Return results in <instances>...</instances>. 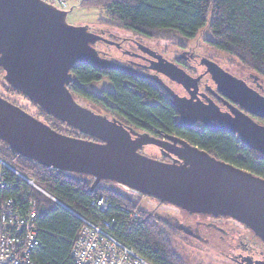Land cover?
<instances>
[{
  "label": "water",
  "instance_id": "obj_1",
  "mask_svg": "<svg viewBox=\"0 0 264 264\" xmlns=\"http://www.w3.org/2000/svg\"><path fill=\"white\" fill-rule=\"evenodd\" d=\"M67 12L43 0H0V68L4 81L41 111L85 138L59 133L0 96V142L42 167L93 178L179 208L188 214L230 218L264 246V179L218 160L184 140L158 132L140 133L76 102L69 91L71 71L82 63L153 79L195 121H215L220 132L264 157V125L235 109L226 117L213 108L188 105L155 76L130 70L100 56L87 26L70 25ZM213 76L220 93L264 120V97L233 76ZM181 122H178L179 125ZM153 146L168 161L141 153ZM256 264H264L263 261Z\"/></svg>",
  "mask_w": 264,
  "mask_h": 264
},
{
  "label": "trees",
  "instance_id": "obj_2",
  "mask_svg": "<svg viewBox=\"0 0 264 264\" xmlns=\"http://www.w3.org/2000/svg\"><path fill=\"white\" fill-rule=\"evenodd\" d=\"M78 6L100 8L107 23L146 39L194 40L202 33L210 49L232 58L246 72L264 81V0H81ZM71 75L69 91L76 102L81 100L98 107L104 112L102 115L135 131L155 135L160 132L182 139L218 160L264 179L263 156L232 135L181 127L178 112L164 97L162 88L136 76L116 70L100 72L82 63L73 67ZM101 79H106L110 90H93L92 85ZM13 92L35 109L34 116L50 128L60 133L58 128L65 127L16 90ZM65 128L71 137L87 139ZM0 158L36 186L7 170L3 176L5 187L0 189V205L6 198H14L23 211L28 203L35 204L34 228L39 241L31 256L35 264H76L71 250L84 221L94 225L108 223L104 231L148 264H185L176 253L173 232L192 236L163 222L171 217L176 219L175 214H154L140 206L142 199H154L110 188L117 184L107 181L100 182L90 192L93 178L42 167L2 142ZM99 198L106 199V209L96 205ZM156 202L159 207L180 212L183 218H224L188 214ZM135 212L142 221L132 225L129 214ZM199 225L195 223L191 229L200 233ZM212 229L220 230L216 226ZM240 248V244L233 246L232 255L241 251Z\"/></svg>",
  "mask_w": 264,
  "mask_h": 264
},
{
  "label": "flooded vegetation",
  "instance_id": "obj_3",
  "mask_svg": "<svg viewBox=\"0 0 264 264\" xmlns=\"http://www.w3.org/2000/svg\"><path fill=\"white\" fill-rule=\"evenodd\" d=\"M106 32L107 31H101L100 34L97 35H101L104 39L111 42L110 45L101 42L107 51L97 50L94 47L95 44L93 46L100 56L138 73H142L147 76H155L156 79L160 81V83L165 85L168 89H170V91L174 93V95H176L178 98H181L188 105H195L197 103L207 105L226 117H233V112L235 109H237L249 116L258 124L264 125L263 119L250 115V113L242 109L236 102L220 93V87L213 79V76H224L219 70L221 69L228 76H233L236 79L242 81L246 87L257 92L262 97H264V81L250 73H243V70H240L241 72L237 73L232 70L233 66H230V68L226 65H223L213 55L214 52L208 51H213L212 49L205 48L204 50H201L200 47H189L187 44L178 45L177 49L171 53L172 56L169 57L163 52L161 53L158 51L153 46L133 38L118 35L116 36L110 32H107L108 38H105L104 35ZM112 49H114L119 54V57L116 58L117 60L111 58L110 52ZM118 61L121 63H118ZM0 70L2 69L0 68ZM99 71L103 72L102 70ZM129 76L137 75L130 74ZM145 80L156 85L157 87L162 88L153 79L147 78ZM162 90L164 97L171 105H173L174 101L172 97L165 89L162 88ZM0 96L10 103L16 105L13 103L15 100L10 99L11 96L6 99L5 94L2 92H0ZM177 112L178 122H181L180 126L183 128L197 127L216 133L232 135L238 139L234 134L218 131L216 129L218 125L215 121H210L208 126H204L199 122H195L186 113L184 108L179 106ZM150 135L162 138L159 135ZM144 148H142V150ZM157 150L159 151L161 160H169V158L163 157L161 155L158 148ZM210 219L215 220V218L211 217ZM163 222H166V224L173 227L175 230L184 229L190 236H192L191 238L198 240L203 239L197 229H191L190 223L185 224V222L173 217L168 220H164ZM250 233L252 234V232ZM254 241H256V243H261L258 238H256ZM240 249L241 251H236L233 257H231L233 264H256V262H264V250L260 248V245H255L254 242L250 241L242 244V248Z\"/></svg>",
  "mask_w": 264,
  "mask_h": 264
},
{
  "label": "rangeland",
  "instance_id": "obj_4",
  "mask_svg": "<svg viewBox=\"0 0 264 264\" xmlns=\"http://www.w3.org/2000/svg\"><path fill=\"white\" fill-rule=\"evenodd\" d=\"M78 5L79 4L74 5L71 10L67 11L66 21L70 25L87 26L89 31L95 34H100L101 31H107L116 36L118 35L133 38L140 42H145L153 46L158 51H160L161 53L163 52L166 56L169 57L172 56L171 53H173V51L177 49L178 45L187 44L189 47H200L201 50L209 48L205 43L204 35L202 33H200L194 40L191 41L179 37H172L163 40L146 39L132 33L124 32L123 30L107 23L104 11L102 9L89 7L82 8ZM107 32L104 35L105 38H108ZM94 47L97 50L107 51L105 46L101 42L96 43ZM164 50L166 53L164 52ZM208 51L214 52L213 55L223 65H226L228 67L233 66L232 70H234L235 72L239 73L241 72L240 70H243V73H248L246 72V70L241 68V66H239V64L232 58L220 54L219 52H216L214 50ZM110 53L111 58L117 60L116 58L119 57V54L114 49H112ZM118 63L121 62L118 61ZM3 76L4 73L2 70H0V92L5 94L6 99L11 96L10 99L15 100V102L13 103L35 117V109L29 106L25 100L21 99L20 96L16 95L13 92V90L4 81ZM92 88L94 91H101L110 90L111 86L106 81V79H101L97 83H94L92 85ZM78 103L86 108L88 107L96 113L104 114V112L98 107L92 106L81 100H78ZM65 127L58 128L59 131H61L60 133L70 136L71 134H68V131H66ZM141 153L148 157L161 160L159 151L153 146L145 147L141 151ZM110 188L116 190L120 189L122 190L121 192L125 191L135 197H137L138 195V193L127 191L125 188L119 185H110ZM141 202L142 203L140 206L143 209L153 212L154 214L155 212H160L162 213V215H165L167 213L175 214L176 219L185 222V224L190 223L191 225H194L195 223H200L199 230L201 236L203 237V239L201 240L191 238L182 233L173 232L174 235H176V237H173L176 253L181 256L185 264H233V260L231 258L233 256L232 247L239 244L242 245L250 241L254 242L255 245H260V248L264 250V246L262 245V243H256V241H254L256 240V238L250 233V231H248L243 225L235 222L230 218H222L218 220H213L208 217L183 218L180 212L172 208L159 207L157 206V202L154 200L142 199ZM214 226H216V228L220 230H213L212 227Z\"/></svg>",
  "mask_w": 264,
  "mask_h": 264
},
{
  "label": "built area",
  "instance_id": "obj_5",
  "mask_svg": "<svg viewBox=\"0 0 264 264\" xmlns=\"http://www.w3.org/2000/svg\"><path fill=\"white\" fill-rule=\"evenodd\" d=\"M43 1L67 12L81 0ZM7 170L36 187L31 180L16 172L0 158V189L5 187L3 176ZM96 205L106 209V199L99 198ZM129 217L132 225H137L142 221L137 212L129 214ZM34 218V202L28 203L26 211L22 210L14 198H6L1 203L0 264H35L31 256L37 250L39 241L34 228ZM84 224L71 250V256L76 264H148L104 231L108 223L102 222L94 225L84 221Z\"/></svg>",
  "mask_w": 264,
  "mask_h": 264
}]
</instances>
